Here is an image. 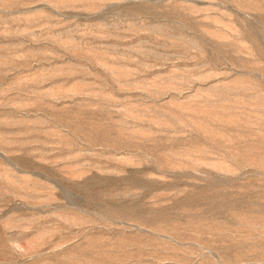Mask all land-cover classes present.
Returning <instances> with one entry per match:
<instances>
[{
    "label": "rangeland",
    "instance_id": "rangeland-1",
    "mask_svg": "<svg viewBox=\"0 0 264 264\" xmlns=\"http://www.w3.org/2000/svg\"><path fill=\"white\" fill-rule=\"evenodd\" d=\"M0 264H264V0H0Z\"/></svg>",
    "mask_w": 264,
    "mask_h": 264
}]
</instances>
